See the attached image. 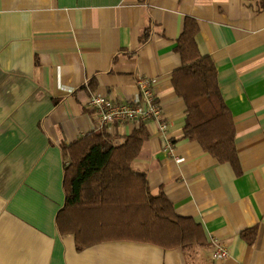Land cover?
Segmentation results:
<instances>
[{
	"label": "crops",
	"instance_id": "obj_1",
	"mask_svg": "<svg viewBox=\"0 0 264 264\" xmlns=\"http://www.w3.org/2000/svg\"><path fill=\"white\" fill-rule=\"evenodd\" d=\"M185 30L216 65L241 175L183 138L186 104L172 79ZM139 79L152 83L168 129L145 124L133 167L202 227L207 245L121 240L79 251L56 224L63 147L100 131L94 93L133 103ZM138 128L103 131L120 142ZM0 264H264V0H0Z\"/></svg>",
	"mask_w": 264,
	"mask_h": 264
},
{
	"label": "trees",
	"instance_id": "obj_2",
	"mask_svg": "<svg viewBox=\"0 0 264 264\" xmlns=\"http://www.w3.org/2000/svg\"><path fill=\"white\" fill-rule=\"evenodd\" d=\"M148 37L144 35L142 42ZM177 52L183 66L174 73L172 83L186 104L183 138L197 142L241 175L236 126L221 95L213 59L199 54L191 30L181 35ZM149 138L141 124L120 142L105 131H92L63 147L66 200L56 224L62 235L75 236L79 251L121 240L164 249L207 245L202 227L179 216L165 194L153 195L147 175L134 169ZM255 234L251 230L244 237L252 244Z\"/></svg>",
	"mask_w": 264,
	"mask_h": 264
},
{
	"label": "built area",
	"instance_id": "obj_3",
	"mask_svg": "<svg viewBox=\"0 0 264 264\" xmlns=\"http://www.w3.org/2000/svg\"><path fill=\"white\" fill-rule=\"evenodd\" d=\"M137 87L139 93L133 103H115L98 93L92 95L89 105L97 119L96 130L103 131L117 123L140 126L155 120L159 123L160 133H166L168 124L164 120L163 109L153 91L152 83L139 79ZM215 256L224 259L228 257V252L219 248Z\"/></svg>",
	"mask_w": 264,
	"mask_h": 264
}]
</instances>
